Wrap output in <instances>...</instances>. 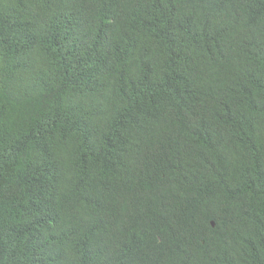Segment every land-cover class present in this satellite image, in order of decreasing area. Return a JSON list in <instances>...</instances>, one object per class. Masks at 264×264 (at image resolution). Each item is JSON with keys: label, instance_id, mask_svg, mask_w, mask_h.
I'll use <instances>...</instances> for the list:
<instances>
[{"label": "trees", "instance_id": "1", "mask_svg": "<svg viewBox=\"0 0 264 264\" xmlns=\"http://www.w3.org/2000/svg\"><path fill=\"white\" fill-rule=\"evenodd\" d=\"M0 264H264V0H0Z\"/></svg>", "mask_w": 264, "mask_h": 264}]
</instances>
